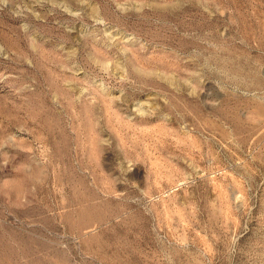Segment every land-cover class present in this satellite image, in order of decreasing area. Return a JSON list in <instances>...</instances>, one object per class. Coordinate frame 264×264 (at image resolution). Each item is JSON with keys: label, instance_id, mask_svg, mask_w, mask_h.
I'll use <instances>...</instances> for the list:
<instances>
[{"label": "rangeland", "instance_id": "1", "mask_svg": "<svg viewBox=\"0 0 264 264\" xmlns=\"http://www.w3.org/2000/svg\"><path fill=\"white\" fill-rule=\"evenodd\" d=\"M0 264H264V0H0Z\"/></svg>", "mask_w": 264, "mask_h": 264}]
</instances>
